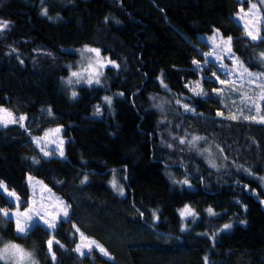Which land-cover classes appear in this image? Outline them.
<instances>
[{
    "label": "trees",
    "instance_id": "trees-1",
    "mask_svg": "<svg viewBox=\"0 0 264 264\" xmlns=\"http://www.w3.org/2000/svg\"><path fill=\"white\" fill-rule=\"evenodd\" d=\"M245 3L0 0V22H8L0 32V109L25 118L23 126L0 124V183L24 210L26 179L36 178L69 211L52 233L34 225L17 235L3 217L0 245L5 239L32 250L37 264H264V191L255 179L264 170V124L222 111L228 93L212 78L218 66L205 62L200 40L219 31L237 59L264 73L257 59L264 35L253 41L235 21ZM85 47L112 65L102 85L77 88L73 98L64 80ZM57 126L65 152L46 159L36 139ZM193 137L201 138L197 149L220 151L225 163L211 167L178 140ZM185 206L197 219L184 227ZM14 207L0 190V210ZM233 221L245 224L220 231ZM78 233L107 255L79 256Z\"/></svg>",
    "mask_w": 264,
    "mask_h": 264
},
{
    "label": "rangeland",
    "instance_id": "rangeland-1",
    "mask_svg": "<svg viewBox=\"0 0 264 264\" xmlns=\"http://www.w3.org/2000/svg\"><path fill=\"white\" fill-rule=\"evenodd\" d=\"M241 1L246 3L239 9L235 21L242 27L246 37H248L247 32L252 31L253 34H259L258 39L260 40L261 36L264 35V0ZM253 5H255V8H253ZM200 40L205 42L207 46L205 62L212 61L218 66L217 68L219 72L218 74H214L212 78L218 83H220L221 80L226 81L223 84L220 83L223 86L220 90H223L226 94L228 93L230 102H228V98L225 99L222 96V111H230L228 114L230 119L242 120L248 123L264 124V122H262L264 121V73L249 69L242 61L237 59L231 52V40L229 43V39L223 38L219 31L215 30L210 37L202 36ZM88 48L90 47H85L77 52L76 60L70 64L73 69L64 80V85L72 92H75L77 88L84 86L95 88L102 85L104 70L107 66L112 65V62L101 54L97 57L94 52L86 51ZM257 59L264 68V53L259 54ZM196 67L204 70L200 78L206 77V67L204 68L202 64H197ZM244 69H247V72H245ZM73 73H76L77 75L73 76ZM248 73H252L253 75L249 76ZM97 79L100 81L99 84L95 82ZM89 80H91L92 83H89ZM69 81H71V83ZM195 90L196 93H200V82L197 84ZM160 103L166 105L169 104L170 101L166 98H161ZM2 109L4 110L0 111V121H2L0 124L2 126H5V124L6 126L12 124L24 125V120L20 121L19 118L13 116L9 110L5 108ZM9 113L11 114L10 116L8 115ZM13 120L16 122H12ZM57 129H59L58 132L56 131ZM62 131L63 127L57 126L49 129L36 139L37 147L44 158L47 159L51 156L57 155L61 156V150L64 154L66 140L62 136ZM178 140L181 141L183 139ZM200 142L201 139L195 142L190 139L181 145L187 146L199 155L201 154L207 161V165L211 167L215 164L214 168H217L220 164L225 163L224 156L220 151L197 149L196 146ZM45 152H47L48 155H45ZM214 170L221 171L218 169ZM255 179L260 185V188L264 191V170L263 173L259 177L256 176ZM26 182L30 190V200L28 201L27 208L24 210L19 208L21 200L18 195L14 191L9 190L4 184L0 183V190L15 204V207L11 210H0V219L4 217L7 220H12L14 223V232L17 235H25L34 225H41L49 232H54L60 220L68 217L66 202L53 193L50 188L40 180L29 176L27 177ZM186 182L187 183H185V181L179 182V185L181 187L190 188V183L188 181ZM10 192L15 193V196H9ZM17 197L19 199H17ZM182 209H184V207L179 210V213ZM65 211L67 212V215H65ZM5 212L8 213L7 216L4 215ZM192 212L195 214L193 210ZM196 219L197 216L195 214L194 216H186L183 219L181 218V221L185 227L187 223L193 222ZM46 220L49 223L55 224V227L49 228L48 225L45 224ZM17 221H19L20 225L25 228L24 232L21 233L17 231ZM231 223L232 224H227L231 225L230 228L225 229L223 225V227L220 228V231L230 230L235 225H244L245 221H233ZM50 240L52 241V245L56 243V240L53 237H51L49 241ZM77 247L80 248L79 252L76 250ZM96 249H98L97 251L100 254L104 255L100 252V246H98L94 240L78 233V241L75 251L79 256H85ZM34 255L35 254L32 250H27L26 248L5 239L2 240L0 245V264H37Z\"/></svg>",
    "mask_w": 264,
    "mask_h": 264
},
{
    "label": "snow or ice",
    "instance_id": "snow-or-ice-1",
    "mask_svg": "<svg viewBox=\"0 0 264 264\" xmlns=\"http://www.w3.org/2000/svg\"><path fill=\"white\" fill-rule=\"evenodd\" d=\"M253 8H255V5H253ZM42 15H47V9H44V10L42 11ZM7 27H8V22H0V32H3V30L6 29ZM247 35H248V37H249L251 40H253V41H256V40L259 38V34H258V33H257V34H253L252 31H248V32H247ZM214 38H215V37H214ZM214 38H213V39H214ZM230 40H231V38H229V43H230ZM13 51H15V49H13ZM86 51L94 52V53L96 54L97 57L100 56V51H99V49L88 48V49H86ZM21 63H23V61H21ZM113 66H116V65L113 64ZM244 71L247 72V69H244ZM76 75H77L76 73H73V76H76ZM248 75H249V76H252L253 74H252V73H248ZM69 82L71 83V81H69ZM88 82H89V83H92L91 80H89ZM95 82H96L97 84L100 83V81H99L98 79H97ZM225 82H226L225 80H221V81H220V83H222V84L225 83ZM72 96H73V98H75L76 93L73 92V93H72ZM104 99H105V101H106L108 104H111V98H109V97H105ZM185 109L188 110V109H187V105H185ZM0 111H4V110H3V109H0ZM97 114H99V108L97 109ZM217 114H218V115H222V113H217ZM8 115L10 116L11 114L9 113ZM233 118H235V117H233ZM24 119H25V118H24L23 116H21V117L19 118L20 121H23ZM0 122H2V121H0ZM12 122H16V121L13 120ZM262 122H264V121H262ZM5 126H6V124H5ZM56 131L58 132L59 129H57ZM199 139H201V138H200V137H193V138H192V141L195 142V141H197V140H199ZM184 142H185L184 140H181V141H180L181 144H183ZM169 147H171V145H169ZM44 154H45V155H48L47 152H45ZM60 155L63 156V151H62V150H61V152H60ZM212 166L215 167V164H213ZM85 179H86V178H85ZM185 183H187V182L185 181ZM112 187H113V189H115L116 191H118L121 195H123V188H118V187H117V184H116V180H115V179H113V181H112ZM9 196H15V193L10 192V193H9ZM17 199H19V198L17 197ZM208 213H209V215H215V213L213 212V210H212L211 208L208 209ZM4 215L7 216L8 213L5 212ZM65 215H67V212H66V211H65ZM153 215L155 216V213H153ZM194 215H195V214L192 212V210H191L188 206H185L184 209H182V210L180 211V216H181L182 219L185 218L186 216H194ZM45 224H47L49 228H54V227H55V224L49 223L47 220L45 221ZM230 227H231V225H227V224L224 225V228H225V229L230 228ZM17 231H18V232H21V233L25 231V228L22 227V226L20 225V222H19V221H17ZM48 244H49V251H51L52 241L50 240V241L48 242ZM13 247H15V246H13ZM76 250L79 252V251H80V248L77 247ZM100 251H101L102 253H104L105 255H107V253L105 252V250H104L103 248H100ZM54 258H55V257L53 256V259H54Z\"/></svg>",
    "mask_w": 264,
    "mask_h": 264
},
{
    "label": "bare ground",
    "instance_id": "bare-ground-1",
    "mask_svg": "<svg viewBox=\"0 0 264 264\" xmlns=\"http://www.w3.org/2000/svg\"><path fill=\"white\" fill-rule=\"evenodd\" d=\"M30 191V190H29ZM29 200H30V196H29ZM29 203V202H28ZM68 217H69V211H68ZM68 217H65L64 219H62V220H67L68 219ZM61 221V220H60Z\"/></svg>",
    "mask_w": 264,
    "mask_h": 264
}]
</instances>
